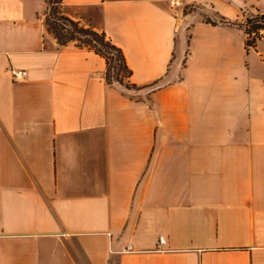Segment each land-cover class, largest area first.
I'll list each match as a JSON object with an SVG mask.
<instances>
[{
    "label": "crops",
    "instance_id": "obj_1",
    "mask_svg": "<svg viewBox=\"0 0 264 264\" xmlns=\"http://www.w3.org/2000/svg\"><path fill=\"white\" fill-rule=\"evenodd\" d=\"M185 4L63 0L128 90L49 0H0V264H264V0Z\"/></svg>",
    "mask_w": 264,
    "mask_h": 264
},
{
    "label": "trees",
    "instance_id": "obj_2",
    "mask_svg": "<svg viewBox=\"0 0 264 264\" xmlns=\"http://www.w3.org/2000/svg\"><path fill=\"white\" fill-rule=\"evenodd\" d=\"M63 0H49V12L46 20L48 32L62 47L75 44L80 48L94 51L104 58L107 65L106 82L114 85L116 82L124 85L128 90H137L129 83L132 70L129 68L123 51L116 46L105 33H99L91 27H86L63 14L61 6ZM248 34L247 47L252 48L264 36V15L249 19L243 25ZM254 38H249L252 35Z\"/></svg>",
    "mask_w": 264,
    "mask_h": 264
},
{
    "label": "built area",
    "instance_id": "obj_3",
    "mask_svg": "<svg viewBox=\"0 0 264 264\" xmlns=\"http://www.w3.org/2000/svg\"><path fill=\"white\" fill-rule=\"evenodd\" d=\"M169 5L172 10H180L182 11L183 18H190L189 13H187V8L185 4V0H169ZM255 35L253 34L252 37ZM251 39V36L249 37ZM27 76V72L25 71H14L13 77L15 80H21ZM164 243V237L160 238V245Z\"/></svg>",
    "mask_w": 264,
    "mask_h": 264
},
{
    "label": "rangeland",
    "instance_id": "obj_4",
    "mask_svg": "<svg viewBox=\"0 0 264 264\" xmlns=\"http://www.w3.org/2000/svg\"><path fill=\"white\" fill-rule=\"evenodd\" d=\"M57 8H62V7H61V6H59V7H57ZM248 20H249V19H248ZM251 38H254V37H252V36H251ZM115 84H116V85H118V86L125 87L124 85H121V84H120V83H118V82H116ZM125 88H126V87H125Z\"/></svg>",
    "mask_w": 264,
    "mask_h": 264
},
{
    "label": "water",
    "instance_id": "obj_5",
    "mask_svg": "<svg viewBox=\"0 0 264 264\" xmlns=\"http://www.w3.org/2000/svg\"><path fill=\"white\" fill-rule=\"evenodd\" d=\"M181 21L179 20V23H180Z\"/></svg>",
    "mask_w": 264,
    "mask_h": 264
}]
</instances>
